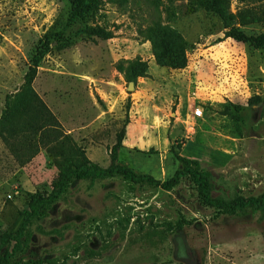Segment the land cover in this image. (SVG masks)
Wrapping results in <instances>:
<instances>
[{
    "label": "rangeland",
    "instance_id": "1",
    "mask_svg": "<svg viewBox=\"0 0 264 264\" xmlns=\"http://www.w3.org/2000/svg\"><path fill=\"white\" fill-rule=\"evenodd\" d=\"M120 131L138 172L167 179L184 155L213 197L263 193L264 0H0V238L62 151L107 166ZM27 231L14 264H264L260 212L202 203L188 174L73 179Z\"/></svg>",
    "mask_w": 264,
    "mask_h": 264
},
{
    "label": "trees",
    "instance_id": "2",
    "mask_svg": "<svg viewBox=\"0 0 264 264\" xmlns=\"http://www.w3.org/2000/svg\"><path fill=\"white\" fill-rule=\"evenodd\" d=\"M221 0H208L215 10L219 8ZM45 49L36 50L30 57L28 68L23 77V88L32 90L31 83L35 77L39 62L45 55ZM260 101L258 95L248 98L249 103ZM123 139V132L116 136L115 143L109 153V164L101 166L99 163L88 159L77 147L69 146L61 153V165L57 177L53 180L48 192L36 191L28 200L21 212L22 219L19 226L10 232H5L0 238V264H14L12 258L21 250L27 236L29 224L42 216L56 199L66 190L73 179L103 178L113 175H122L133 183H147L156 185L164 190H170L184 175H190L196 184L198 196L202 203L214 207L221 212L229 213L234 210L244 211L252 208L264 217V192L258 196H236L225 200L213 197L210 191L208 173L202 171L199 161L195 157L178 156L180 166L173 174L164 180L155 178L147 172H138L134 168L117 162L118 149Z\"/></svg>",
    "mask_w": 264,
    "mask_h": 264
},
{
    "label": "crops",
    "instance_id": "3",
    "mask_svg": "<svg viewBox=\"0 0 264 264\" xmlns=\"http://www.w3.org/2000/svg\"><path fill=\"white\" fill-rule=\"evenodd\" d=\"M204 117H206V116L204 115Z\"/></svg>",
    "mask_w": 264,
    "mask_h": 264
},
{
    "label": "built area",
    "instance_id": "4",
    "mask_svg": "<svg viewBox=\"0 0 264 264\" xmlns=\"http://www.w3.org/2000/svg\"><path fill=\"white\" fill-rule=\"evenodd\" d=\"M204 116V115H203Z\"/></svg>",
    "mask_w": 264,
    "mask_h": 264
}]
</instances>
